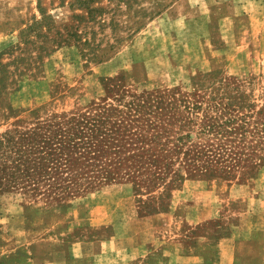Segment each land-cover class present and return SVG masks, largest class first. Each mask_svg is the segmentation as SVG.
Returning a JSON list of instances; mask_svg holds the SVG:
<instances>
[{
  "label": "rangeland",
  "instance_id": "1",
  "mask_svg": "<svg viewBox=\"0 0 264 264\" xmlns=\"http://www.w3.org/2000/svg\"><path fill=\"white\" fill-rule=\"evenodd\" d=\"M135 94L188 99L165 170L63 198L0 190V264H264V0H0V131Z\"/></svg>",
  "mask_w": 264,
  "mask_h": 264
},
{
  "label": "trees",
  "instance_id": "2",
  "mask_svg": "<svg viewBox=\"0 0 264 264\" xmlns=\"http://www.w3.org/2000/svg\"><path fill=\"white\" fill-rule=\"evenodd\" d=\"M121 88L125 90L124 78ZM161 95L152 101L131 97L123 112L110 105L44 118L34 112L31 120H15L0 131V190L75 196L101 182H113L118 176L113 169L126 165L133 170L153 166V176H159L174 145L162 143V134L172 128L182 102H188L183 97L167 100L168 94ZM125 96L121 92L117 102ZM131 112L137 116L130 118ZM132 122L145 127L133 131ZM260 159L264 161V151Z\"/></svg>",
  "mask_w": 264,
  "mask_h": 264
},
{
  "label": "crops",
  "instance_id": "3",
  "mask_svg": "<svg viewBox=\"0 0 264 264\" xmlns=\"http://www.w3.org/2000/svg\"><path fill=\"white\" fill-rule=\"evenodd\" d=\"M151 217L152 216L142 217V218H140V221L142 220L144 223L146 220H150ZM236 234H237V231L235 229L234 230L232 229L229 237L223 238L222 240H220V242L218 244L221 246L222 243L225 241H229L230 244H233L239 238V237H237ZM197 240L199 242H205L206 241L204 236H199V238H197ZM142 242L144 244H149V246H154V248H156V250H159L162 247V244H164L165 240H163L161 243L156 242L155 240L150 241V243H149V241H142ZM146 242H148V243H146ZM107 243H109V242H107ZM107 243L102 242V246H105V244H107ZM140 246H141L140 244H136L137 248H139ZM132 247H134V246H132ZM161 249H163L162 253L166 252L167 255L173 253V251H166L165 247H162ZM141 255H143V256H141ZM141 255H139V257H140L139 263L144 262V259H145L144 258L145 253H141ZM146 255H147V252H146ZM234 258H235L234 253H231L229 255L224 256L222 254V252H220V256H218L217 263L218 264H236L237 261ZM207 260H208L207 258L199 256V255H196V256H179V255H177V257H176V255H173L174 263H172V264H191V263H193V264L194 263H202L203 264V263L207 262ZM164 264H166V263H164Z\"/></svg>",
  "mask_w": 264,
  "mask_h": 264
}]
</instances>
